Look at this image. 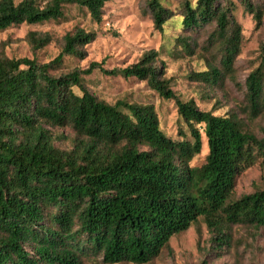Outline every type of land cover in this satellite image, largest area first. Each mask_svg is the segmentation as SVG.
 I'll use <instances>...</instances> for the list:
<instances>
[{"label":"trees","instance_id":"16d2710c","mask_svg":"<svg viewBox=\"0 0 264 264\" xmlns=\"http://www.w3.org/2000/svg\"><path fill=\"white\" fill-rule=\"evenodd\" d=\"M42 1L0 0V30L60 20L66 4L85 8L100 22L109 0ZM217 1H185L181 14L184 30L215 22L207 41L217 42L220 67L194 73L208 85L232 72L242 39L234 3ZM242 1L259 27L262 8ZM147 5L155 29L162 31L172 12L160 0ZM94 39V32L75 28L46 63L0 56V264H81L83 256L105 264H146L200 217L217 249L229 247V225L264 227V188L230 199L240 173L264 156V137L235 115H214L193 100L179 99L156 64L155 50L123 68L90 62L82 70L50 73L64 55L83 59ZM176 39L191 52L187 38ZM27 40L37 50L50 36L30 31ZM95 70L144 80L160 97L173 99L191 139L167 137L150 104L98 99L83 85V76ZM245 99L250 119L264 113V54L245 79ZM44 123L69 125L83 139L70 150L60 149ZM197 125L208 152L200 166H191L202 149Z\"/></svg>","mask_w":264,"mask_h":264},{"label":"rangeland","instance_id":"374dc122","mask_svg":"<svg viewBox=\"0 0 264 264\" xmlns=\"http://www.w3.org/2000/svg\"><path fill=\"white\" fill-rule=\"evenodd\" d=\"M19 0H15L18 2ZM40 5L45 1L38 0ZM149 0H109L103 6L102 20L95 22L85 8L76 4L64 5V17L38 24L21 23L0 30V56L8 58H34L38 63L53 60L61 51L63 36L75 28L95 33V39L85 46L83 59L64 55L61 64L50 71L53 75L66 73L73 68L85 69L90 62H99L105 69L123 68L137 62L144 53L158 52L156 64L163 66L164 77L182 101L193 100L196 106L214 115H235L249 131L264 137V113L255 119L248 117L245 99V79L261 62L264 54V0H250L263 11L262 22L255 27L252 14L244 9L242 0L234 3L232 15L241 26L240 52L233 63V70L224 74L216 85H208L194 76L195 72L207 70L209 66L220 67V50L217 42L208 44V36L215 29L210 22L194 30L183 29L181 14L185 1L194 5L196 0H160L172 12V17L163 25L162 31L155 29L148 7ZM225 0L217 4L224 5ZM30 31L46 33L48 44L32 50L27 34ZM178 37L187 38L191 52L183 49ZM263 46V47H262ZM83 85L98 99L110 104L122 100L130 103L150 104L154 107L162 132L173 140H190V132L177 114L173 99H164L144 80L120 75H105L99 70L83 76ZM73 90L80 94V90ZM43 126L52 135L53 143L63 150H70L83 139L69 125ZM202 149L190 162L200 166L208 152L202 125ZM264 188V156L244 169L236 180L230 199ZM230 236L229 247L217 249L211 243V234L200 217L188 229L173 235L168 246L146 264H264V227L232 224L226 229ZM27 250L31 248L25 245ZM81 264H105L100 257L81 258ZM133 264V263H115Z\"/></svg>","mask_w":264,"mask_h":264}]
</instances>
